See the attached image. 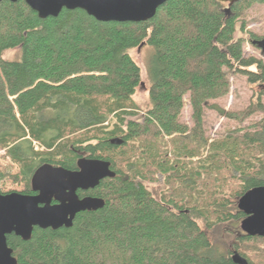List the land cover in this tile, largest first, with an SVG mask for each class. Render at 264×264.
<instances>
[{
    "label": "trees",
    "instance_id": "obj_1",
    "mask_svg": "<svg viewBox=\"0 0 264 264\" xmlns=\"http://www.w3.org/2000/svg\"><path fill=\"white\" fill-rule=\"evenodd\" d=\"M251 3L264 0H238L228 12L216 0H166L148 20L102 22L78 8L40 18L24 0L0 1V148L18 168L0 180L20 176L30 193L39 165L74 170L81 156L115 172L78 190L104 206L78 213L71 227H35L27 241L8 235L17 264H232L233 250L217 252L198 220H239L241 211H226L228 197L264 185V61L243 52L245 40L262 49L264 36H236ZM142 45L152 48L144 105L132 98L141 81L129 55ZM14 48L19 56L4 59ZM230 74L262 89L226 113L210 102L228 93ZM185 98L192 127L180 121ZM208 106L236 121L260 118L209 141ZM114 137L123 143L110 144ZM239 243L249 264H264V237L242 234Z\"/></svg>",
    "mask_w": 264,
    "mask_h": 264
},
{
    "label": "water",
    "instance_id": "obj_2",
    "mask_svg": "<svg viewBox=\"0 0 264 264\" xmlns=\"http://www.w3.org/2000/svg\"><path fill=\"white\" fill-rule=\"evenodd\" d=\"M24 1L40 18L56 17L63 8H78L102 22H140L152 18L166 0ZM216 1L228 3L224 9L228 12L230 5L238 0ZM109 143L121 145L123 140L114 137ZM114 176L109 161L81 156L74 170L49 163L39 165L30 178V186L35 194L0 192V264H17L13 250L7 243L8 235L14 234L27 241L35 227L53 230L71 227L78 213L95 211L104 206L102 198L90 195L79 197L77 191L93 189L101 180ZM53 199L56 203L52 204ZM237 207L245 215L240 222L241 230L249 236L264 237V185L255 186L243 193ZM231 261L232 264H249L236 250L232 251Z\"/></svg>",
    "mask_w": 264,
    "mask_h": 264
},
{
    "label": "rangeland",
    "instance_id": "obj_3",
    "mask_svg": "<svg viewBox=\"0 0 264 264\" xmlns=\"http://www.w3.org/2000/svg\"><path fill=\"white\" fill-rule=\"evenodd\" d=\"M243 14L239 17V20L246 22L245 33H236V36H244L248 39L250 32L256 33L259 37L264 36V4L260 3H251ZM239 25V23H238ZM248 34V35H247ZM19 48L9 49L3 53V58L7 60L15 59L19 56ZM152 52V48L148 45H142L140 47H134L129 50V55L133 61L138 65L140 70V81L141 84L135 88V92L132 95L134 101L140 105H144L148 99V86L149 81L147 77V64L149 56ZM243 52L245 56H255L256 58L262 59L264 61V46L262 49L253 46L248 40H245L243 45ZM252 69L254 67H251ZM229 80V90L228 93L219 99L213 100L210 103L221 107L226 113L227 111H242L251 100H255L258 96L259 90L262 89L258 84L249 83L244 77L230 74L228 77ZM0 85H6V80L4 76L0 73ZM3 90L6 92V88ZM7 95V94H6ZM187 98V97H186ZM185 98L184 107L180 115V121L187 124L188 127H192L191 119V109L188 103V100ZM264 102V99H263ZM14 104V102H13ZM14 113H17L16 105L14 104ZM213 107V105H211ZM0 110L2 108L0 107ZM140 113L137 115H130L128 118L136 119ZM260 115L253 114L248 116L245 120L236 121L227 116L219 115L216 111L212 110L210 106L206 107L204 110V127L205 135L209 141L213 140L216 137H221L226 135L229 132L236 131L235 129L242 128V131L245 127H251L257 120H259ZM141 121V118H138ZM253 123V124H251ZM251 124V125H250ZM199 159L194 157L193 160ZM0 173H8L10 175H15L18 173V168L13 164L9 158L4 154V151L0 148ZM26 182L21 179L19 176L18 180L13 181L11 178H5L0 180V191L2 193H7L11 191L21 192L25 188ZM160 184L152 183L148 184L150 189L153 191L155 197L158 196V191L160 189ZM230 185L229 187H232ZM228 191V190H227ZM230 192H226V195L229 196ZM226 206V211L235 214L237 211H240L237 207L238 199L240 198H231ZM245 216V215H244ZM202 218H206L203 217ZM227 218V217H226ZM244 217L239 220L236 219H225L222 222H213L210 218L205 220H198L199 225L207 233L210 241L212 242L215 250L217 252H225L227 250H234V245L239 243V238L242 234H245L240 228V222ZM241 243V242H240ZM239 243V244H240ZM251 248L250 246H248Z\"/></svg>",
    "mask_w": 264,
    "mask_h": 264
},
{
    "label": "flooded vegetation",
    "instance_id": "obj_4",
    "mask_svg": "<svg viewBox=\"0 0 264 264\" xmlns=\"http://www.w3.org/2000/svg\"><path fill=\"white\" fill-rule=\"evenodd\" d=\"M30 189H31V186H30ZM30 191H31L30 193H24V194L32 195V194H35V193H36V192L32 191V189H31ZM77 192H78V191H77ZM86 195H88V194H86ZM86 195H83V196H86ZM83 196H79V197H83ZM90 196H92V195H90ZM51 203H52V204H53V203H56V201L53 199Z\"/></svg>",
    "mask_w": 264,
    "mask_h": 264
},
{
    "label": "bare ground",
    "instance_id": "obj_5",
    "mask_svg": "<svg viewBox=\"0 0 264 264\" xmlns=\"http://www.w3.org/2000/svg\"><path fill=\"white\" fill-rule=\"evenodd\" d=\"M138 113V112H137Z\"/></svg>",
    "mask_w": 264,
    "mask_h": 264
}]
</instances>
